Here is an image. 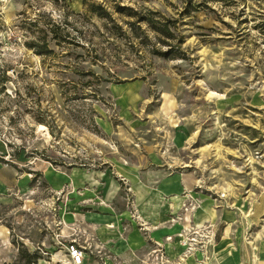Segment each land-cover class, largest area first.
I'll use <instances>...</instances> for the list:
<instances>
[{"label": "rangeland", "instance_id": "obj_1", "mask_svg": "<svg viewBox=\"0 0 264 264\" xmlns=\"http://www.w3.org/2000/svg\"><path fill=\"white\" fill-rule=\"evenodd\" d=\"M0 159L25 190L0 199V264H68L71 241L87 264L167 243L187 264L198 238H259L264 0H0Z\"/></svg>", "mask_w": 264, "mask_h": 264}, {"label": "crops", "instance_id": "obj_2", "mask_svg": "<svg viewBox=\"0 0 264 264\" xmlns=\"http://www.w3.org/2000/svg\"><path fill=\"white\" fill-rule=\"evenodd\" d=\"M80 4H81V1H80ZM45 175H52V174L45 173ZM59 179L62 180L61 175L59 176ZM21 180L22 179H21V176H20V173L17 167L14 165H7V164L5 165L3 164L2 159H0V199L5 198L7 196H13L14 193L17 192V190L18 192H20V189H22L21 186L23 185V183H21ZM21 191L24 192L25 190L22 189ZM191 195H192L191 193L189 194L185 193L184 196L182 195V193L179 196L169 195L168 202H171L169 204L174 209H180V207L176 206V203L177 202L181 203V201L178 199L176 200V198L179 197L180 199H182L185 196L188 198H191L193 197ZM196 197H199V196H195V198ZM159 199L160 198L158 196H155L153 200H155L157 204H160ZM236 212L237 210L232 211L229 209H217V216L220 219L221 223L222 221L227 223L231 221L232 219H237ZM127 217L128 216H126V218ZM145 219H146V216H145ZM201 222H203V218L200 217L198 224ZM224 233L222 234L221 238L218 241H214L213 248H208V246L206 249L203 248V247H206L205 246L206 244H205L204 238H201V240H199L197 244H198V247L202 249L195 248L193 250V254L186 256L187 264L189 263L197 264L198 261L201 260V258H203L204 256L208 257L207 261L210 264H264V233H262V235H260L259 238L254 237L253 239L249 241H245L243 238V235L241 237H235L234 240L231 241L230 234L227 231ZM132 238L134 239V241H136V244L134 246L135 250H138V249L149 250L150 247L153 246V244L150 243V241L146 239L143 240L144 242L140 240V238L138 237L136 233H133ZM212 239L214 240V237H212ZM212 239L209 240V242H211ZM174 245H171L168 243L166 244V252L168 253V255L172 256L173 258L180 255L181 253L180 248L174 247ZM212 252L214 253L212 254ZM213 255H215L216 262L213 261ZM87 257L88 256L85 254L82 264H87L88 262Z\"/></svg>", "mask_w": 264, "mask_h": 264}, {"label": "built area", "instance_id": "obj_3", "mask_svg": "<svg viewBox=\"0 0 264 264\" xmlns=\"http://www.w3.org/2000/svg\"><path fill=\"white\" fill-rule=\"evenodd\" d=\"M198 236L199 235H197V238ZM198 239L201 240V238H198ZM191 240L195 241L196 239L193 237L191 238ZM199 240L197 241V243L199 242ZM195 248L196 247H194L193 250ZM66 253H67L68 264H82L84 255H85V247L81 246L75 241H71L66 245ZM146 257L147 258L145 262L147 264H168L169 263L166 249L161 245H157L152 250V252H149L147 254ZM207 260H208V257L204 256L201 260H199V264H210Z\"/></svg>", "mask_w": 264, "mask_h": 264}, {"label": "trees", "instance_id": "obj_4", "mask_svg": "<svg viewBox=\"0 0 264 264\" xmlns=\"http://www.w3.org/2000/svg\"><path fill=\"white\" fill-rule=\"evenodd\" d=\"M217 1H221V0H217ZM84 3L86 4L87 0H84ZM101 8L102 7L98 5L95 9H101ZM151 13L155 14L156 12H151ZM136 14H137V12H133V16H135ZM100 15H103V14L100 13ZM144 19H145V21H147L149 26L152 27L158 33L162 34L163 36H165L167 38H171V39L175 38L174 32L171 30L172 28L170 27L172 20H166L165 22H159L158 21L159 23H161L160 26H158L157 21H154L152 18H148V17L147 18H138V21H142ZM178 42L182 43V40H179ZM173 51L174 50H172V48H171V50L163 53L162 55H165V56L172 55L174 53ZM27 262H28L27 264H32L35 261L33 260V257L32 258L30 257Z\"/></svg>", "mask_w": 264, "mask_h": 264}, {"label": "bare ground", "instance_id": "obj_5", "mask_svg": "<svg viewBox=\"0 0 264 264\" xmlns=\"http://www.w3.org/2000/svg\"><path fill=\"white\" fill-rule=\"evenodd\" d=\"M41 126V128L42 129H44L45 130V132L49 135V132H48V130H47V128L44 126V125H40ZM224 242V241H223ZM223 245V244H222ZM192 259V258H191ZM202 259V258H201ZM194 263V262H193ZM190 264V263H189ZM197 264H199V261H198V263Z\"/></svg>", "mask_w": 264, "mask_h": 264}]
</instances>
